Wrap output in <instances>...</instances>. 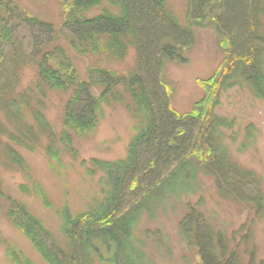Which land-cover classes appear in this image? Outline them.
<instances>
[{
	"label": "trees",
	"instance_id": "16d2710c",
	"mask_svg": "<svg viewBox=\"0 0 264 264\" xmlns=\"http://www.w3.org/2000/svg\"><path fill=\"white\" fill-rule=\"evenodd\" d=\"M58 4L64 18L56 28L26 12L15 0H0V151L4 164L29 171L15 147L27 145L35 130L47 142L51 166L60 160L54 149L60 143L59 149L75 160V140L93 131L103 99L119 86L138 122L124 159L81 161L86 176L100 173L105 186L81 210L73 211L68 200L55 207L59 238L26 205L5 196L0 188V198L7 203L5 216L46 264H152L134 243L138 240L135 232L141 216L155 217L158 206L172 195L164 186L172 179L183 177L186 190L182 193L188 194L197 188V175L202 172L215 178L222 197L261 204L259 192L244 188L253 181L257 185L253 172L231 161L221 144L219 129L225 119L214 109L220 91L240 81L264 99V0H186L184 23L166 10L164 0H58ZM94 8L98 12L88 15ZM203 20V25L215 23L224 57L208 78L198 80L203 96L189 111L179 113L171 105L172 88L162 74L163 67L186 60L184 52L193 43L192 26L202 25ZM19 27L27 30L26 46L15 37ZM130 44L136 50V65L124 74L93 67L82 77L68 52L81 56L111 52L122 58ZM27 66L35 68L34 80L16 92ZM95 86L99 94L92 92ZM49 91L67 94L58 134L43 113ZM62 164L57 166L62 168ZM36 186L44 205L53 206L46 192ZM178 229L194 247L198 264H231L235 250L229 251L223 234L215 233L195 205L186 204ZM0 243L6 245L11 264H36L1 236Z\"/></svg>",
	"mask_w": 264,
	"mask_h": 264
},
{
	"label": "rangeland",
	"instance_id": "374dc122",
	"mask_svg": "<svg viewBox=\"0 0 264 264\" xmlns=\"http://www.w3.org/2000/svg\"><path fill=\"white\" fill-rule=\"evenodd\" d=\"M15 1L26 12L52 22L56 28L64 18L58 0ZM164 2L166 10L184 23L186 0ZM97 12V8H94L88 15ZM262 20L264 22V16ZM205 21H201L202 25L192 26L193 43L184 52L186 60L182 63L167 62L163 67L162 74L172 88L171 105L179 113L189 111L192 104L203 96L204 90L198 80L208 78L224 57V44L220 43L215 23L203 25ZM18 29L20 31L15 36L17 42L26 46L27 30L24 31L22 27ZM68 52L82 77H87L88 68L104 67L124 74L131 72L136 65V50L131 44L122 58L111 52L92 56L77 55L70 50ZM262 61L264 71V56ZM34 75L33 66L24 67L16 92L31 85ZM117 91L114 90L113 94L103 99L93 131L75 140V160L68 152L59 149L62 143L57 141L56 144L61 145L54 147L58 150L54 152L59 155L60 160H55L51 166L52 162L45 151L47 142L41 137L39 130H35V136H29L27 145L19 144L15 147L29 171L14 168L7 161L8 164L5 165L0 151V188L4 195H10L26 205L58 238L60 218L55 207L68 200L73 211L81 210L89 203L93 194L100 190V186H105L104 181L99 179L100 173L93 177L86 176L81 161H89L90 158L113 161L124 159L127 155L129 142L136 132L133 127L137 124L138 117L123 88L119 86ZM92 92L99 94L100 88L95 86ZM66 97L67 94L63 92L49 91L45 103H42L43 113L56 134L61 130L62 105ZM218 98L219 103L214 112L225 119V125L219 129L222 133L221 144L225 146L231 161L253 172L257 185L253 181L244 188L259 192L257 196H262L263 201L260 204L222 197L216 188L215 178L202 172L197 175V188L192 193H182L186 190L183 177L168 181L164 185L165 190L172 195L163 205L158 206L155 217L143 214L135 232L138 240L134 243L143 250L152 264H198L194 247L186 243L178 229L187 203L195 205L215 233L223 234L229 251L235 250L231 264H264V99L256 97L250 85L244 81L223 89ZM60 162H63L62 168L57 166ZM36 184L46 192L53 206L44 205L36 191ZM6 207V200L1 197V238L14 244L36 264H46L23 234L7 219ZM5 246L0 243V264H11L5 254ZM229 254L230 252L227 255Z\"/></svg>",
	"mask_w": 264,
	"mask_h": 264
}]
</instances>
